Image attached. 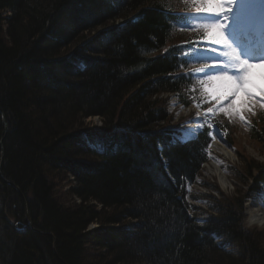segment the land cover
Returning a JSON list of instances; mask_svg holds the SVG:
<instances>
[{
  "label": "trees",
  "instance_id": "trees-1",
  "mask_svg": "<svg viewBox=\"0 0 264 264\" xmlns=\"http://www.w3.org/2000/svg\"><path fill=\"white\" fill-rule=\"evenodd\" d=\"M189 5L0 0V109L9 126L1 139L0 114L2 172L18 186L0 178V264H264V226H245L239 194L258 191L264 162L236 147L225 118H210L242 160L230 169L247 187L226 194L204 178L208 192L188 191L208 159L209 127L181 141L174 134L193 112L172 121L167 97L151 98H194L182 50L202 28H178V10ZM92 113L105 122L85 146L79 127ZM247 135L264 155V117L250 118ZM105 138L118 148L94 153ZM23 198L43 232L9 225L25 222ZM91 221L98 226L86 230Z\"/></svg>",
  "mask_w": 264,
  "mask_h": 264
},
{
  "label": "rangeland",
  "instance_id": "rangeland-1",
  "mask_svg": "<svg viewBox=\"0 0 264 264\" xmlns=\"http://www.w3.org/2000/svg\"><path fill=\"white\" fill-rule=\"evenodd\" d=\"M259 1L260 0H249L247 2V0H240V1L238 0L237 4L232 2V0L228 1V4H230L228 6L229 12H227V13L224 12L223 16L221 17V19L226 21L225 24L227 25V31H229V32L233 31L237 27L235 24L236 21H238L239 19H241L243 17V13L236 14V10L238 7L249 8V7H251L252 4H257ZM203 19H204L203 16H197V17L193 18V21L187 20L185 25L194 26L195 25L194 20L196 21V20H203ZM115 20H116V18H115ZM119 21H120V19L117 18V20L115 22L117 23ZM209 34L211 35V30H210ZM206 39H210V38H205L204 40L199 41V46H204V44H206L207 48H205L204 50L214 49L215 52H214L213 58H209L206 55H199V56L196 55L195 50L203 51V49H198L197 47H191V49L187 51V54L189 56H191L193 61L196 62V64H197L196 70H197V75L200 77V80H199V84L197 83L196 85L201 90V94H200L201 98L199 100H197V102L194 101L189 106H185V105L183 106L181 104L179 105L177 103V100L174 97L173 98L169 97V99H168L169 100L168 101L169 110L174 113L176 118L180 115L188 114L189 110H194L196 112L197 118H194L191 122H187L186 126L182 127V129L184 130V134L186 136L189 135L188 134L189 126L194 125L196 119L198 120L201 118L204 120L207 115L213 116L215 111L220 112L225 118L228 119V121L231 123V125L234 128V136H235L236 141H237L236 147L238 149L244 148V150L251 156V158H253V159L256 158L259 161H261L263 159L262 155L259 154V152L256 151L255 147H253L251 145L252 142H251L250 138H248L247 123H248V121H249L248 119L250 117H253V116H255L256 118L264 117L263 114H260V115L257 114L258 112H264V108L261 107V103H264V100H261L258 96L256 101L253 104L249 105L248 107L241 108V100L243 99V93H238L237 96L235 97V101H236L235 106L230 107V104L232 103L231 99H221L219 102H217V100L214 97H210L204 92L205 86H213L214 87L220 83L218 81H209L208 80L209 75H222V73H219V72H210L209 69H211L212 67L219 65V64H226L229 67L228 74L233 75V76L236 75L237 71L232 69V65H231L232 62L228 59V57H226L224 55L225 52H232L233 50H236L235 53L237 56H239V58L241 60H246V59L237 53L238 47L236 45L229 43V45H231V49H229V48L224 47L223 45L214 44L212 41H209ZM210 40H212V39H210ZM247 61L255 63L252 60L247 59ZM258 61H262V60L258 59ZM203 63H205V64H203ZM201 69H203V71H200ZM260 71H261V69H259V68L253 69V72L258 73ZM205 73H207L208 75H205ZM202 80L205 81V84H201ZM257 82L259 83V81H257ZM163 96H164V93H163ZM203 102H205V103L211 102V105L208 106L206 109L201 108L198 104H202ZM241 116H243V120L240 118ZM85 122L88 125H99L100 124V122H98L97 119L94 117L85 118ZM214 133L216 134L215 137L217 138V140H220V139L223 140L220 136L217 135L216 132H214ZM184 136H183V138H186ZM226 145H227L228 149L231 151L232 156H236L237 159H230L229 157H226L221 152H215V156H216L215 159H216L217 164L220 167H222L224 173L227 175V179L230 180L231 186L224 188L221 184H219V180L214 176V174H211V173L206 171L205 166L203 169L202 176L197 177V182H199L200 180L203 181V179L205 178L206 180H208L212 183H215L226 194H232L233 192H235L236 188H238L239 186H243L241 188V191H243V189H245L247 186L243 185L244 183H242L239 179H237L234 176V174L232 173L230 166H232L231 168H234L235 165H237V166L242 165V160L240 159L237 152L235 151V149H234L235 147L229 146L228 144H226ZM190 187H191V189H199L198 188L199 186L197 183L192 184ZM203 187L204 186H201L200 188H203ZM244 221H245L244 222L245 226L249 227V228L250 227L254 228V227L264 226V222H262L259 225H257V224L250 225L246 222V218H244ZM235 250L236 249L234 248V251Z\"/></svg>",
  "mask_w": 264,
  "mask_h": 264
},
{
  "label": "snow or ice",
  "instance_id": "snow-or-ice-1",
  "mask_svg": "<svg viewBox=\"0 0 264 264\" xmlns=\"http://www.w3.org/2000/svg\"><path fill=\"white\" fill-rule=\"evenodd\" d=\"M194 6L195 14L203 16L204 19L199 23L205 29V34L208 38L212 39V42L217 45H223L226 48L231 49V45L225 39L223 34L224 23L221 17L226 11L223 6V0H190ZM211 30V35L209 34ZM196 55H206L209 58H213L214 49L195 50ZM224 55L232 62V69L238 70L236 75H229V67L226 64H219L211 69L210 72H219L222 75H209V81L220 82L216 86H205L204 92L214 97L217 102L221 99H231L232 103L230 107L235 106V97L238 93H243V99L241 100V108L248 107L253 104L257 97L264 100V62L252 63L247 60H241L236 55L235 50L232 52H225ZM259 68L260 72H253V69ZM200 71H203L201 69ZM205 75H208L205 73ZM259 81V83L257 82ZM201 84H205V81H201ZM261 107L264 108V103H261ZM226 111V110H225ZM243 120V116L240 117Z\"/></svg>",
  "mask_w": 264,
  "mask_h": 264
},
{
  "label": "bare ground",
  "instance_id": "bare-ground-1",
  "mask_svg": "<svg viewBox=\"0 0 264 264\" xmlns=\"http://www.w3.org/2000/svg\"><path fill=\"white\" fill-rule=\"evenodd\" d=\"M237 10H238V12L241 11L240 8H238ZM257 24L260 27V29H264V10L262 12V19H258ZM163 93H165V92L153 94V96H151V98L152 99H161V96L163 95ZM0 114H1V119L4 123V131L2 132V137H1V139H3L4 136L7 134L9 126L6 122V118H5L4 113L3 114L0 113ZM88 117L96 118L97 121L100 122V124L99 125H88V124H86L85 118H88ZM81 121H82V124L79 128L82 129L81 130V136L83 139V143L85 146H87V143L89 141L88 140L89 136L93 133V131L94 132L97 131L96 128H99L100 126H102V124L105 122V118L101 114L92 113V114H88V115L84 116L83 118H81ZM114 124H115V126L117 125V123H114ZM83 129H84V133H82ZM195 129L196 128L194 126H191L189 135L191 133H194ZM1 139H0V142H1ZM158 147L160 150H163V146L161 145L160 142H158ZM117 148H118V146L116 145V143H114L110 139L105 138L101 141V143L97 147L91 148V150L98 155H104L106 153L115 151ZM215 152H221L222 154H224L226 157H229L230 159H231L232 153L228 149L226 144H224L223 142L214 138V141L211 145V151H210L212 159H210V161H208L205 165L206 171L211 173V174H214V176L219 180V184H221L224 188H227L228 186H231L230 180L227 179V175H225L223 171L219 170L218 165L215 162ZM160 157L162 158V161H163V168H165V170L168 171L170 159L163 156V153H161V151H160ZM4 160H5V156H4L3 147L1 145L0 146V178H2V180L4 182H8V185L14 186L15 188L18 189V186L15 185V183L13 181L8 179L4 175V173L2 172V163L4 162ZM75 186H76V184H74V182H71L68 185H66V189L71 190L72 187H75ZM239 194L241 196L245 195L246 196L245 201L248 200L245 203V209H244L246 222L250 225H253V224L259 225V224H261L260 222H264V207H263V203H262V201H263L262 198H260L259 196L254 198V196L252 194H248L247 192H240ZM99 204H100V206L103 205V203H101V202H99ZM22 206H23V215L25 218V220H24L25 222H22L21 220H14V219L8 218L9 225L18 231L23 230L25 228H28V229L35 231V232H39V233L43 232L35 224V222L33 223L32 214L28 209L27 201L25 198H23ZM133 220H136V219L134 218ZM96 226H98V223L96 221H91L90 223H88L86 225V230L92 229Z\"/></svg>",
  "mask_w": 264,
  "mask_h": 264
},
{
  "label": "water",
  "instance_id": "water-1",
  "mask_svg": "<svg viewBox=\"0 0 264 264\" xmlns=\"http://www.w3.org/2000/svg\"><path fill=\"white\" fill-rule=\"evenodd\" d=\"M0 112L3 114V112L0 110ZM2 179V178H1Z\"/></svg>",
  "mask_w": 264,
  "mask_h": 264
}]
</instances>
